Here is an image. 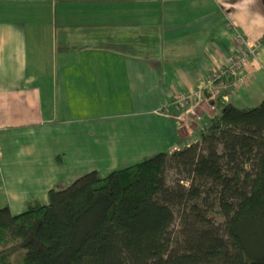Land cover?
Wrapping results in <instances>:
<instances>
[{"label": "crops", "instance_id": "1", "mask_svg": "<svg viewBox=\"0 0 264 264\" xmlns=\"http://www.w3.org/2000/svg\"><path fill=\"white\" fill-rule=\"evenodd\" d=\"M238 34L261 41L228 101L244 107L264 96V0H0V207L199 140Z\"/></svg>", "mask_w": 264, "mask_h": 264}, {"label": "trees", "instance_id": "2", "mask_svg": "<svg viewBox=\"0 0 264 264\" xmlns=\"http://www.w3.org/2000/svg\"><path fill=\"white\" fill-rule=\"evenodd\" d=\"M47 195L0 207V264H264V97L222 104L196 142Z\"/></svg>", "mask_w": 264, "mask_h": 264}, {"label": "built area", "instance_id": "3", "mask_svg": "<svg viewBox=\"0 0 264 264\" xmlns=\"http://www.w3.org/2000/svg\"><path fill=\"white\" fill-rule=\"evenodd\" d=\"M238 40L244 48L233 55L224 67L213 70L202 89V91L207 90L209 92L208 90L211 88V92L208 95L209 99H214L215 93L220 91L221 98L227 100L235 94L236 88L246 82L249 77L243 68L249 58L256 54V49L261 44V41L248 43L240 34H238ZM200 92L201 89H197L193 92L177 95L173 102L177 106H182L186 103L190 104L193 98H197L200 95Z\"/></svg>", "mask_w": 264, "mask_h": 264}, {"label": "rangeland", "instance_id": "4", "mask_svg": "<svg viewBox=\"0 0 264 264\" xmlns=\"http://www.w3.org/2000/svg\"><path fill=\"white\" fill-rule=\"evenodd\" d=\"M233 56V55H232ZM231 56V57H232ZM246 81H248V79L246 80ZM245 83V82H244ZM243 83V84H244ZM242 84V85H243ZM241 86H239V87H237L236 88V91L238 92L241 88H240ZM207 91V90H206ZM209 92H211V88L208 90ZM235 91V93H237ZM209 92H207V93H205V95L204 96H202V97H204L205 99L207 98V100L209 99V97H208V95L210 94ZM220 92V91H219ZM219 92L218 93H215V97H214V99H209L208 101H212V102H218V107H219V109L221 108V105L222 104H224V103H228V101H230V99L234 96V95H232L231 97H229L227 100H223L222 98H221V94H219ZM264 96H258V94L257 95H255L254 96V98L252 99V103L251 104H248V105H243L244 107H252V106H255V105H257L260 101H261V99L263 98ZM187 105H188V103H186V104H184V105H182L181 107H180V110L182 109V111H183V108H185V107H187ZM179 107V106H178ZM220 111V110H219ZM219 113V112H218ZM208 123H209V121H207L205 124H204V126H203V129L201 130V135L203 134V133H205V131H206V128H207V126H208ZM166 177H167V182L170 184V183H172V181L174 180V178L176 177V175L174 174V171L173 170H168L167 171V173H166ZM218 220H220V219H218ZM177 227H178V218L176 217V219H175V221H174V223L172 224V229H173V231H175L176 229H177ZM18 263L19 264H22V259H21V256L19 255V257H18Z\"/></svg>", "mask_w": 264, "mask_h": 264}]
</instances>
